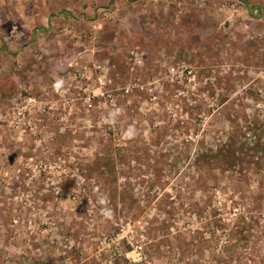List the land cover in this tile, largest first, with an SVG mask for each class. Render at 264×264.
Instances as JSON below:
<instances>
[{
  "label": "rangeland",
  "instance_id": "rangeland-1",
  "mask_svg": "<svg viewBox=\"0 0 264 264\" xmlns=\"http://www.w3.org/2000/svg\"><path fill=\"white\" fill-rule=\"evenodd\" d=\"M113 6L104 84L50 52L0 107V264H132L137 219L141 264H264V0Z\"/></svg>",
  "mask_w": 264,
  "mask_h": 264
},
{
  "label": "crops",
  "instance_id": "crops-1",
  "mask_svg": "<svg viewBox=\"0 0 264 264\" xmlns=\"http://www.w3.org/2000/svg\"><path fill=\"white\" fill-rule=\"evenodd\" d=\"M111 6L114 7L113 0H0V107H8L9 99H14V96L18 100L19 94L25 92L23 88L26 86V78L38 81V86L46 83V76L41 72L46 69H40V65L50 52L56 53L55 57L60 56L53 60L56 63L55 69L59 65V70H63V73L73 63L79 68L92 66L95 70L93 73H97V64H104L109 68V64L102 61L103 56L97 51L107 45L108 39L97 40L90 34L94 29L101 26L103 28L105 16L113 15ZM103 30L105 26L101 32ZM17 60L22 61L23 65H31H28L26 77L15 69ZM32 73L35 75L32 76ZM60 76L59 71L53 78ZM87 78L90 79L91 76ZM46 110L44 107L43 112ZM105 218L107 217H103L104 220ZM122 218L128 220L131 217L125 214ZM103 219L88 220L104 224L115 222L111 218L110 221ZM96 236L93 235V238ZM106 247L109 248L110 245Z\"/></svg>",
  "mask_w": 264,
  "mask_h": 264
},
{
  "label": "built area",
  "instance_id": "built-area-1",
  "mask_svg": "<svg viewBox=\"0 0 264 264\" xmlns=\"http://www.w3.org/2000/svg\"><path fill=\"white\" fill-rule=\"evenodd\" d=\"M95 68L100 72L96 77L97 81L104 84L105 81L103 79L108 78L109 68L101 64L95 65ZM84 69L86 70V67ZM85 77L87 78V76ZM23 108H26L25 110L28 111L27 106H22ZM146 238V222L137 219L122 225L112 237L108 238V244L114 248L116 253H121L125 246L130 247L129 253L131 254L130 260L132 264H141L149 261V254L144 244Z\"/></svg>",
  "mask_w": 264,
  "mask_h": 264
},
{
  "label": "trees",
  "instance_id": "trees-1",
  "mask_svg": "<svg viewBox=\"0 0 264 264\" xmlns=\"http://www.w3.org/2000/svg\"><path fill=\"white\" fill-rule=\"evenodd\" d=\"M235 155H236L235 152H234V153H229V154H228V156H229L228 160L233 159V156H235ZM230 164H232V163H230Z\"/></svg>",
  "mask_w": 264,
  "mask_h": 264
}]
</instances>
